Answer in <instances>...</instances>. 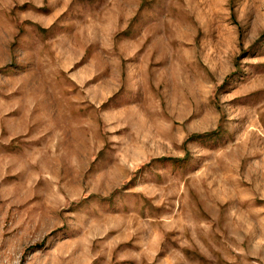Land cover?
Masks as SVG:
<instances>
[{"label": "rangeland", "instance_id": "obj_1", "mask_svg": "<svg viewBox=\"0 0 264 264\" xmlns=\"http://www.w3.org/2000/svg\"><path fill=\"white\" fill-rule=\"evenodd\" d=\"M0 264H264V0H0Z\"/></svg>", "mask_w": 264, "mask_h": 264}]
</instances>
